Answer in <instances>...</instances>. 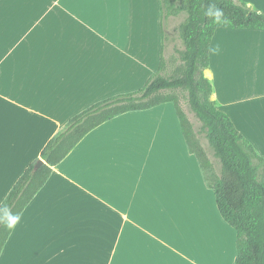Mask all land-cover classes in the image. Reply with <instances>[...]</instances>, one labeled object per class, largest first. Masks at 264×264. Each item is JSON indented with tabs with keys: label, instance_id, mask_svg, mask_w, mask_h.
Segmentation results:
<instances>
[{
	"label": "crops",
	"instance_id": "0c3cea01",
	"mask_svg": "<svg viewBox=\"0 0 264 264\" xmlns=\"http://www.w3.org/2000/svg\"><path fill=\"white\" fill-rule=\"evenodd\" d=\"M145 32L160 50H143ZM164 36L160 0H0V205L71 118L144 86ZM204 77L264 159V30L217 27ZM194 158L172 103L104 122L52 167L0 264H234Z\"/></svg>",
	"mask_w": 264,
	"mask_h": 264
},
{
	"label": "trees",
	"instance_id": "16d2710c",
	"mask_svg": "<svg viewBox=\"0 0 264 264\" xmlns=\"http://www.w3.org/2000/svg\"><path fill=\"white\" fill-rule=\"evenodd\" d=\"M160 12L162 26L169 17L183 16L176 28L183 45L175 51L182 64L177 73L172 76L162 73V57L158 71L140 90L95 103L71 118L41 152L39 159L44 164L35 169L38 159L24 171L0 209L6 207L20 217L50 177L52 167L99 125L124 113L172 103L186 146L213 192L216 208L235 231L234 264H264V159L211 99L213 86L204 77L216 28L264 30V14L234 0H160ZM176 91L186 93L188 110L200 124L197 131L180 108ZM199 136L204 137L218 161V174L213 172ZM12 230L0 224V254Z\"/></svg>",
	"mask_w": 264,
	"mask_h": 264
},
{
	"label": "rangeland",
	"instance_id": "374dc122",
	"mask_svg": "<svg viewBox=\"0 0 264 264\" xmlns=\"http://www.w3.org/2000/svg\"><path fill=\"white\" fill-rule=\"evenodd\" d=\"M183 20V16L179 17H169L164 21V41H163V46H164V55H163V69L162 73L166 76H172L177 73V70L181 68L182 64L178 60L176 50H180L183 48L182 42L179 39L176 28L179 25V23ZM143 50H160V43H158V48L156 49V34L155 32H145L143 33ZM139 40H137L138 42ZM133 42V40H132ZM159 42V38H158ZM131 45V40L128 39V50H134L133 47H130ZM146 83V82H145ZM144 83V84H145ZM169 94L168 92H166ZM178 104L182 111L186 114L187 118L189 119L190 123L193 126V129L197 131L199 129L200 124L198 121L195 119L192 113L189 112L188 107H187V102H186V93L181 92V91H176L174 92ZM200 140V145L202 149L204 150L207 158L212 162L213 164V172L215 174L219 173V163L218 161L213 157L211 150L209 149L206 140L204 139L203 136H199ZM195 159V158H194ZM196 160V159H195ZM194 208L198 207L197 202L194 201ZM214 210L217 212V209L214 204ZM191 212H195L194 209H192ZM215 232V231H213ZM216 234V233H214ZM213 234V236H214ZM212 236V237H213ZM214 248V246H213Z\"/></svg>",
	"mask_w": 264,
	"mask_h": 264
},
{
	"label": "clouds",
	"instance_id": "9594fccd",
	"mask_svg": "<svg viewBox=\"0 0 264 264\" xmlns=\"http://www.w3.org/2000/svg\"><path fill=\"white\" fill-rule=\"evenodd\" d=\"M20 217L12 214L6 207L0 209V224H3L8 229H14L19 223Z\"/></svg>",
	"mask_w": 264,
	"mask_h": 264
},
{
	"label": "water",
	"instance_id": "95a60500",
	"mask_svg": "<svg viewBox=\"0 0 264 264\" xmlns=\"http://www.w3.org/2000/svg\"><path fill=\"white\" fill-rule=\"evenodd\" d=\"M44 162L42 160H38L34 166L35 169L39 168L41 165H43Z\"/></svg>",
	"mask_w": 264,
	"mask_h": 264
}]
</instances>
